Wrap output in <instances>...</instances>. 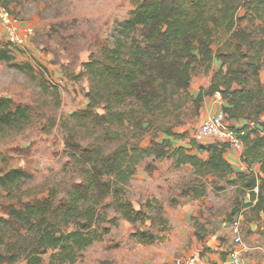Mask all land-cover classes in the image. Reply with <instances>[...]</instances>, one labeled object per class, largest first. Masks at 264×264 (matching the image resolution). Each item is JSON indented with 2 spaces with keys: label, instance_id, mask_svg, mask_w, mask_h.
I'll return each mask as SVG.
<instances>
[{
  "label": "trees",
  "instance_id": "trees-1",
  "mask_svg": "<svg viewBox=\"0 0 264 264\" xmlns=\"http://www.w3.org/2000/svg\"><path fill=\"white\" fill-rule=\"evenodd\" d=\"M135 2L131 17L111 36L112 43L92 53L79 74L89 81L85 92L87 107L74 114L103 130V134L86 144L67 141L83 180L72 183L64 193L52 187L45 197L10 208L9 219H2L0 242L6 249L0 247V264L16 262L22 256L26 264L76 263L80 253L101 238L103 233L98 226L102 216L98 206L110 197L113 201L105 206L114 204L128 221L149 218L141 208L136 209L132 202L124 200V195L138 163L150 155L156 159L175 155L177 164L199 166L206 173L235 174L232 183L250 191L248 205L257 217L264 212V123L260 121L264 114V83L260 80L264 26L255 23L264 16V0ZM220 31L227 38L215 51L213 46ZM7 51L0 49V60L10 59ZM214 58L228 66L227 72L217 71L212 83L193 97L189 93L192 74L200 63H206L205 70H209ZM216 92L224 100V120L254 116V126H228L243 143L241 160L248 166L245 171L234 173L224 157L227 143L192 141L190 147L182 145L171 155L169 139L143 147L141 143L122 140L116 130L118 126H127L140 135L148 122L158 131L174 135L180 115H170L172 110H180L176 97L184 95V103L191 101L199 114L205 98ZM157 115L162 122L153 119ZM32 117L30 105L0 97V126L22 129ZM107 142L118 144L108 151L104 145ZM194 147L199 153L207 152V158L192 152ZM256 165L258 172L254 170ZM29 176L22 168L0 172V187L10 188ZM201 195L202 192L197 194ZM104 229L107 232L108 228ZM11 232L13 240L5 243L4 237ZM132 236L148 245L162 239L152 231H137Z\"/></svg>",
  "mask_w": 264,
  "mask_h": 264
},
{
  "label": "rangeland",
  "instance_id": "rangeland-1",
  "mask_svg": "<svg viewBox=\"0 0 264 264\" xmlns=\"http://www.w3.org/2000/svg\"><path fill=\"white\" fill-rule=\"evenodd\" d=\"M135 5V0H33L24 7L26 18L8 6L35 27V36L23 50H9L0 31V49L10 51H7L10 59L0 60V97L30 105L33 117L22 129L0 126V172L22 168L30 174L10 188L0 187V235L2 219H9L11 207L45 197L52 187L64 193L72 183L83 180L67 141L86 144L103 134V130L74 114L87 107L85 92L89 81L79 74L92 53L112 43L115 29L131 17ZM255 23L264 26V16ZM226 38L220 31L213 49L216 51ZM205 68L206 63H200L191 83L197 78H208L210 85L216 72L223 70L225 74L228 66L214 58L210 69ZM260 80L264 83V63ZM195 86L198 85L194 83L189 90L193 97L197 95ZM185 99L184 95L176 97L180 110H172L170 115L172 118L174 114L180 115L173 128L174 135L158 131L148 122L140 135L127 126H118L116 130L122 140L135 141L143 147L169 139L171 155L182 145L190 147L192 141L217 138L200 137L199 127L204 118L195 113L191 101L184 103ZM153 119L162 122L160 115ZM240 119L255 125L253 115ZM225 123L236 125L226 117ZM117 144L104 145L109 151ZM199 156L206 159L208 153L200 152ZM176 160L175 155L159 159L150 155L138 163L136 173L125 187L124 200L132 202L136 209L141 208L149 218L130 222L114 204L105 206L113 201L111 197L102 201L98 206L102 216L98 228L103 234L80 253L74 264H174L175 258L194 254L210 264H219L233 247L241 251L246 262L264 264V250L255 247L264 242L261 229L264 212L258 218L248 205L250 191L232 183L235 174L206 173L199 166L177 164ZM199 192L201 196H197ZM233 220L241 224L243 243L238 246L232 243L228 229ZM104 228H108L107 232ZM137 231H152L162 239L143 244L132 236ZM11 234L4 237L5 243L13 240ZM0 247L6 249L1 242ZM10 264H26V259L22 256Z\"/></svg>",
  "mask_w": 264,
  "mask_h": 264
},
{
  "label": "built area",
  "instance_id": "built-area-1",
  "mask_svg": "<svg viewBox=\"0 0 264 264\" xmlns=\"http://www.w3.org/2000/svg\"><path fill=\"white\" fill-rule=\"evenodd\" d=\"M0 25L3 30L5 40L10 50H23L31 39L35 36V27L26 23L15 15L7 5L0 0ZM200 137L217 136L231 147H243V143L236 132L226 125L223 112L208 116L203 120L199 127ZM229 232L232 234V243L236 246L243 243L241 236V224L239 220H233L228 225ZM174 264H210L200 255L177 257ZM219 264H250L246 262L241 251L233 247L227 251L226 259Z\"/></svg>",
  "mask_w": 264,
  "mask_h": 264
},
{
  "label": "crops",
  "instance_id": "crops-1",
  "mask_svg": "<svg viewBox=\"0 0 264 264\" xmlns=\"http://www.w3.org/2000/svg\"><path fill=\"white\" fill-rule=\"evenodd\" d=\"M30 1H33V0H3L5 5L15 8L16 12L20 16L25 17V18H26L27 15H26V13L24 11V7ZM31 23H35V22L31 21ZM0 31L3 33L1 25H0ZM207 79L208 78H197V79H195L191 83V86H193L194 83L198 85V86H195V87H198V88H197V90L195 89L194 92L198 93L201 88L207 87L209 85V81ZM261 81L263 82V80H261ZM223 104H224V100L221 98L220 95H218V94L215 95L214 94L213 96H208V97L205 98V100H204V102H203V104H202V106L200 108L199 116L201 118L205 119L208 116L220 113V112H222ZM230 121L231 122H233V121L236 122V125H233V126H235L237 128H241L243 125L248 123L244 119H238V120L233 119V120H230ZM260 121L264 123V114L261 115ZM198 143H202V144L218 143V144H221V143H225V142L222 139L213 137V138H210V139L208 138V139H204V140L198 141ZM226 145H227V147L225 149L224 157L232 165L234 173H237L239 171L247 170L248 166L245 163H243L242 160H241L243 147L238 148V147H231L229 144H226ZM192 152H194V153L197 152L199 154V152L197 151V148H193ZM254 170H256V172H258L259 171V166L258 165L254 166ZM262 217L264 219L263 215H262ZM261 229L264 230V223H263ZM255 247H260L261 249L264 250V242L261 245H259V246L257 245Z\"/></svg>",
  "mask_w": 264,
  "mask_h": 264
}]
</instances>
